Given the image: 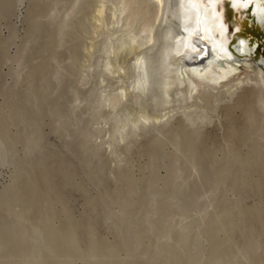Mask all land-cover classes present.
<instances>
[{
  "label": "rangeland",
  "instance_id": "374dc122",
  "mask_svg": "<svg viewBox=\"0 0 264 264\" xmlns=\"http://www.w3.org/2000/svg\"><path fill=\"white\" fill-rule=\"evenodd\" d=\"M122 1L0 0V264H264L263 101L107 148L92 68Z\"/></svg>",
  "mask_w": 264,
  "mask_h": 264
},
{
  "label": "bare ground",
  "instance_id": "6f19581e",
  "mask_svg": "<svg viewBox=\"0 0 264 264\" xmlns=\"http://www.w3.org/2000/svg\"><path fill=\"white\" fill-rule=\"evenodd\" d=\"M129 1L125 6L124 1L120 2L121 6L112 10L116 19L113 18L111 26L120 24V28L111 30L109 40L104 43L106 46L101 47L96 69L92 68L99 78L96 80L97 101L91 107L94 114H107L103 122L110 153L115 154L122 144L146 136L153 126H166L176 113L195 130L205 129L212 120L195 113L200 108L198 100L207 94H217L219 96H213L219 98L224 92L232 98L240 89L245 100L259 99L264 103V0ZM180 11L187 12V20L181 26L173 24L171 18L174 15L180 20ZM92 12L90 25L84 24L88 16L82 13L79 21L86 30L91 26L102 30L104 22L100 16L104 7H96ZM125 18H129L126 23ZM210 49L213 54L207 56ZM93 73H88L87 79ZM238 103L237 106L243 105ZM231 107L229 105L230 110ZM259 108L264 140V104Z\"/></svg>",
  "mask_w": 264,
  "mask_h": 264
},
{
  "label": "water",
  "instance_id": "95a60500",
  "mask_svg": "<svg viewBox=\"0 0 264 264\" xmlns=\"http://www.w3.org/2000/svg\"><path fill=\"white\" fill-rule=\"evenodd\" d=\"M178 1H179V0H178ZM180 2H182V0H180L179 3H180ZM180 13H181V11H180ZM186 13H187L186 11L183 12V13H181V14H182V17H181L180 20L177 19V18H175L174 15H171V16H172L171 18L174 20L173 24L176 23V24H179V25H180L181 23H183L184 21H186V20H187ZM184 15H185V16H184ZM180 26H181V25H180ZM174 28H175V26H174ZM177 28H178V26H177ZM179 30H180V28H179ZM179 30H178V31H179ZM210 52H211V49L207 51V53H206L207 56L210 55V54H213V53H210ZM204 56H205V55H204Z\"/></svg>",
  "mask_w": 264,
  "mask_h": 264
}]
</instances>
